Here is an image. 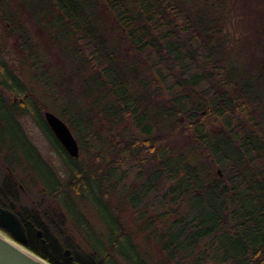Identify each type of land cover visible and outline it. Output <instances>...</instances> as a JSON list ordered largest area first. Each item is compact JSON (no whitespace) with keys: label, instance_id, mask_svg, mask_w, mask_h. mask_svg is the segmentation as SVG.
<instances>
[{"label":"trees","instance_id":"trees-1","mask_svg":"<svg viewBox=\"0 0 264 264\" xmlns=\"http://www.w3.org/2000/svg\"><path fill=\"white\" fill-rule=\"evenodd\" d=\"M0 31V208L28 251L264 264V0H0Z\"/></svg>","mask_w":264,"mask_h":264},{"label":"water","instance_id":"water-1","mask_svg":"<svg viewBox=\"0 0 264 264\" xmlns=\"http://www.w3.org/2000/svg\"><path fill=\"white\" fill-rule=\"evenodd\" d=\"M43 116L65 152L71 158H77L78 145L66 124L51 112H45ZM0 231L6 232L12 238V240L8 239L0 233V264H50L25 248V230L20 219L11 211L2 208H0ZM64 255L69 257L70 251L65 250Z\"/></svg>","mask_w":264,"mask_h":264},{"label":"rangeland","instance_id":"rangeland-1","mask_svg":"<svg viewBox=\"0 0 264 264\" xmlns=\"http://www.w3.org/2000/svg\"><path fill=\"white\" fill-rule=\"evenodd\" d=\"M1 33V31H0ZM4 58L9 62H13L14 65H17L15 62V56L12 52L10 45L6 46V52L4 54ZM21 124L26 131L28 138L30 139L31 143L39 150L42 157L57 171H62V164L59 157L52 151L51 147L49 146L48 142L39 131V129L33 124V122L27 118L23 117L20 119ZM88 215V214H87ZM90 219V217H88ZM91 220V219H90ZM0 233L5 236L1 231ZM6 237V236H5ZM7 238V237H6Z\"/></svg>","mask_w":264,"mask_h":264},{"label":"flooded vegetation","instance_id":"flooded-vegetation-1","mask_svg":"<svg viewBox=\"0 0 264 264\" xmlns=\"http://www.w3.org/2000/svg\"><path fill=\"white\" fill-rule=\"evenodd\" d=\"M24 227V226H23ZM24 230H25V236H26V243L24 244V246H26L27 245V243L29 242V237H28V234H27V230L24 228ZM8 239H11L12 240V238L6 233V232H2ZM33 234H34V236L36 237V238H38V239H40L42 242H44V237H45V235H44V233L43 232H41V231H39V230H37V229H34V231H33ZM65 252V251H64ZM64 254V253H63ZM65 256V255H64Z\"/></svg>","mask_w":264,"mask_h":264}]
</instances>
